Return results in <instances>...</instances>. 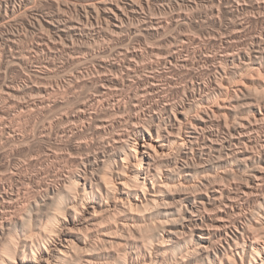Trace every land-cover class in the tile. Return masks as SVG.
<instances>
[{
  "label": "bare ground",
  "instance_id": "6f19581e",
  "mask_svg": "<svg viewBox=\"0 0 264 264\" xmlns=\"http://www.w3.org/2000/svg\"><path fill=\"white\" fill-rule=\"evenodd\" d=\"M51 1H0V264H264V0Z\"/></svg>",
  "mask_w": 264,
  "mask_h": 264
},
{
  "label": "rangeland",
  "instance_id": "374dc122",
  "mask_svg": "<svg viewBox=\"0 0 264 264\" xmlns=\"http://www.w3.org/2000/svg\"><path fill=\"white\" fill-rule=\"evenodd\" d=\"M0 1H1V0H0ZM14 1H16V2H15L16 4H18V3L20 4V2H21L22 0H14ZM19 1H20V2H19ZM33 1H34V0H31V2H32L31 4H32V6H34V7H35L39 2L41 3V4H38V5H37L38 7L36 6L37 8L40 7V8H39L40 10L51 11V12H54V10H55V12H57L56 6H54V8H53V6H52L53 3H52L51 0H50V1H49V0H48V1H46V0H37V1H36V0H35L36 2H38L37 4L34 3ZM49 2H51V3H49ZM42 3H43V4H42ZM19 4H18V5H19ZM51 4H52V5H51ZM39 5H43V7H44L45 9H44V8L42 9V8H41L42 6H39ZM158 13H159V14H158ZM157 14H158L159 16H161V15H163L164 13L161 12V11H160V12L157 11ZM68 15H69V16H72V15H74V12L72 13V11H71ZM163 16H164V15H163ZM161 17H162V16H161ZM6 28H7V27H6ZM9 28H10V27H9ZM9 28H7V30H8ZM10 29H11V30H14L15 28L12 27V28H10ZM10 29H9V30H10ZM21 29H22V30H21ZM19 30H20L21 35L23 36L22 43L20 42L22 46H21V45H20V46H21V47H24V45H25L24 48L29 47V46L31 45L30 43L34 41L35 37H34L33 35H32V36H31V35L28 36V35L26 34L27 32L23 31L24 29H23L22 27H21ZM21 31H22V32H21ZM22 33H23V34H22ZM24 33H25V34H24ZM25 35L28 36V38H27ZM24 36H25V37H24ZM32 37H33V38H32ZM24 38H27V39H24ZM31 39H32L33 41L30 42ZM25 41H26V42H25ZM27 41H28V42H27ZM149 41L152 42L150 39H149ZM28 43H29V44H28ZM93 43H94V42L90 43L91 46H92L93 48L96 47V48L98 49L99 47H101V46L99 45L101 42L98 43V46H97V44L95 45V43H94V45H93ZM104 43H106V42H104ZM23 44H24V45H23ZM90 44H89V46H90ZM101 44H102V46L104 45L103 42H102ZM28 45H29V46H28ZM96 48H95V49H96ZM1 52H2V49L0 48V53H1ZM3 54H4L3 52L0 54L1 57H2ZM1 57H0V58H1ZM2 60H4V61H2ZM5 60H6V59H5L4 55H3L2 59H0V61H2V63L4 62V63H3V70H1L2 74L5 75L3 78H4V79H7L6 81L10 80V81H8V82L14 81V84L16 83V85H18V87L20 86V88H26L27 86H31V85H30L31 83L27 82L28 80L25 78L24 73H25L26 71H25L24 69L22 70V69L19 68V67H18V68H17V67H14V69H13V65H12V63L10 64V62H8L9 60H6L7 62H5ZM5 65H6V66H5ZM10 65H11L12 67H11ZM7 66H9L10 68L7 67ZM6 69H9V70H6ZM4 70H5V71H8V73H7V72H4ZM21 70H22V71H21ZM14 71H15V72H14ZM18 71H19V72H18ZM16 72H17V73H16ZM20 72L23 74V76L21 75ZM16 74H17V75H16ZM18 74H20V75H18ZM14 76H15V77H14ZM19 77H21V78H19ZM258 77H260V76L257 75L256 77H255V76L252 77V80L249 79L248 81H247V80H245V81L248 82V84L250 85V87L252 86L251 89H252V91L254 90V92H253L254 95H255V92H256V95L258 94L257 97L260 96L259 98H262V95H263V93H264V90H262V89H264V83H263V82H264V81H263L264 79H263V76H261L260 78H258ZM15 78H17V79H15ZM254 78H255V80H254ZM12 79H13V80H12ZM20 79H21V80H20ZM36 81H37V80H36ZM39 81H40V80L38 79L37 82H39ZM37 82H35V83H37ZM247 82H246V83H247ZM26 83H27V84H26ZM253 83H254V84H253ZM37 84H38V83H37ZM37 84H35V85H37ZM23 85H24V86H23ZM253 87H254V88H253ZM255 87H256V88H255ZM258 89L262 91V92H261L262 95L260 94V92H257ZM259 90H258V91H259ZM0 91H1V90H0ZM259 94H260V95H259ZM26 95H27V96H26ZM32 95H33V96H32ZM3 97H4V98H3ZM3 97H1V99H0V102H2V103H0V107H1L2 110H3V109L5 110V109H8V108H9L8 106H10V105H9V103H10L9 100H10V99H9L8 97L5 98V96H3ZM22 97H23V98H22ZM34 97H36V96H34V94H32V93H30V92H26L25 94H23V95L21 96V99L19 98V99L16 100V101L19 102V101L21 100L23 103H25V101H29V100L31 101V100H33ZM263 97H264V95H263ZM6 99H7L9 102H8ZM25 99H26V100H25ZM27 99H29V100H27ZM34 99H35V98H34ZM23 100H24V101H23ZM6 101L8 102V104H7ZM3 104H6V105H3ZM1 105H2V106H1ZM7 107H8V108H7ZM1 116H2V115L0 114V117H1ZM1 118H2V117H1ZM1 118H0V119H1ZM22 118H23V119H22ZM35 119L37 120L36 124H35V122H33V121H36V120H33V121L29 122V120H27V117H26L25 114H24V116H23V115L21 116V118H20V120H19L18 123H19V126H22L23 128L26 127V125H28L29 123H31V124L34 123V126H37V125L39 126L38 123L41 121V116H38V117H36ZM38 121H39V122H38ZM22 122H23V124H22ZM26 122H27L28 124H27ZM41 123H42V122H41ZM24 124H25V125H24ZM31 124H29L28 126L32 127L33 124H32V125H31ZM40 125H42V124H40ZM17 126H18V125H17ZM19 126H18V127H19ZM34 126H33V127H34ZM38 126H37V128H38ZM22 127H21V128H22ZM33 127H32V128H33ZM37 128H36L35 131H37V133H38V132L40 131V129H41V126H40V128H38V129H37ZM33 129H34V128H33ZM38 143H39V144H38ZM31 144H32V145H31L32 148H31V147H30V148H31L32 151H35V154H42V153H43L42 151H44V149H45L46 146H47V145L44 146V144H42L41 142H38V141L32 142ZM36 145H37V146H36ZM39 145H40V147H39ZM36 148H37V149H36ZM25 151H26V150H25ZM25 151L21 152L20 155H21V154H22V155L19 156V158H20L21 160L23 159L24 161H25L24 158L28 157L27 155H29L28 151H27V154H26ZM40 151H41V152H40ZM37 152H38V153H37ZM38 169H40V168L37 167V168H35V169H32V171L29 170L30 172H29V171H27V172L25 171L24 174L27 173V174H25V175H30V173L33 172V170H38ZM28 172H29V173H28ZM25 187H27V186H25ZM27 188H28V187H27ZM29 190H30V189H29ZM31 190H33L32 187H31Z\"/></svg>",
  "mask_w": 264,
  "mask_h": 264
}]
</instances>
